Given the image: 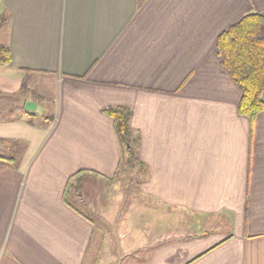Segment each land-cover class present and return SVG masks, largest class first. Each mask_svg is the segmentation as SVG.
Returning <instances> with one entry per match:
<instances>
[{"label": "crops", "instance_id": "1", "mask_svg": "<svg viewBox=\"0 0 264 264\" xmlns=\"http://www.w3.org/2000/svg\"><path fill=\"white\" fill-rule=\"evenodd\" d=\"M1 11L12 64L0 67V152L15 157L0 163V264L101 263L107 239L92 254L102 228L88 213L111 212L114 264H264V108L238 112L216 44L242 16L264 17V0H0ZM40 104L52 114L35 120ZM112 106L130 109L146 169L129 225L120 195L106 204L120 160ZM79 170L98 175L82 176L75 210L63 194ZM171 224L192 230L169 241Z\"/></svg>", "mask_w": 264, "mask_h": 264}, {"label": "trees", "instance_id": "2", "mask_svg": "<svg viewBox=\"0 0 264 264\" xmlns=\"http://www.w3.org/2000/svg\"><path fill=\"white\" fill-rule=\"evenodd\" d=\"M8 18L7 12H0V31L7 24ZM216 44L221 65L241 92L238 112L252 120L264 108V17L259 14L242 16L219 34ZM11 64L12 56L8 45L0 43V67ZM103 112L113 119L114 132L120 148V160L114 177L121 169L135 170L137 167V171L142 172L143 182L146 169L138 156L139 136L130 127V109L112 106L103 109ZM18 143L11 142L15 150L21 147ZM14 157V151L6 156L0 154V163L9 164L14 161ZM86 173L98 175L91 170H79L68 177L65 185L63 198L75 210L77 209L73 195H79L81 179Z\"/></svg>", "mask_w": 264, "mask_h": 264}, {"label": "rangeland", "instance_id": "3", "mask_svg": "<svg viewBox=\"0 0 264 264\" xmlns=\"http://www.w3.org/2000/svg\"><path fill=\"white\" fill-rule=\"evenodd\" d=\"M2 33L0 31V42L2 40ZM21 93V92H20ZM8 100V102H10L9 104H14L16 102V100L18 102L22 101V97L20 95H18L17 97H13L12 100L11 99H6L5 102ZM51 111H52V106L51 104H40L39 105V109L36 110L34 113L36 114V118L35 120H38L39 117H42L41 119H43V117L46 116H51ZM9 115L8 112H3L0 113V117H7ZM8 153V152H7ZM6 152H0L1 155L6 156L7 154ZM137 167L135 168V170H127L125 169H121L118 174L116 175V177H114L111 186H108V188H111L110 192H108L109 195H107L108 199L106 200V204L112 206L113 205V198L114 196H119L120 195V199L119 200V207L120 210H118V213L120 212L121 215L119 216V218L121 220H123L122 223L129 225L130 224V220L128 217V212L130 209V203H132L131 205L134 204V208L136 209V207L138 209H143V205L145 204V200L143 199V197L140 195V186H141V179L143 178L142 172L137 171ZM88 183V184H87ZM101 188V183L98 180H93L92 178L88 179L86 181V184L83 186V192L86 194L87 198L90 199L94 205H97L98 203V196H99V189ZM74 196V195H73ZM75 197V196H74ZM82 195L77 196V199H81ZM76 198V197H75ZM81 203V202H80ZM80 203L77 204V202L75 203V205L80 206ZM106 205V207H107ZM82 210H85V208H81ZM91 218L94 220L97 228L101 227L102 228V233L97 231L95 232V236H94V242L92 244L91 250H92V254H95V251L97 249V246L99 245L100 242V235L104 236L107 239V245L106 250H104L105 252H103L101 254L100 257V262H97L98 259L95 260V263L93 264H114V261L109 262L110 260L114 259V257L120 258V256H122L121 254L123 253V250H119L118 249V245H120L121 243H123V241H121L118 237L120 236V230L117 231V229L114 227V218L115 215L112 214V212L110 213L111 219L110 221L106 220L103 223H101V219L100 217H97L96 213H88ZM138 218H141V221H139V223L141 224H145V218L143 216V213H140V216H138ZM117 222V221H116ZM120 223V222H119ZM119 225V224H118ZM124 226V225H123ZM115 229V232H114ZM170 229L172 232H170V238H168L169 241H175L179 238H182L184 236L185 233H188L187 231H191V227L190 226H176L173 227L172 224L170 225ZM178 229V232H173L176 231ZM124 231V230H123ZM176 233L179 234V236L176 235ZM159 242H154L153 241V246L156 247ZM101 245V244H100ZM152 246V247H153ZM101 247V246H100ZM100 251V250H99ZM150 250H148L147 252H149ZM115 252L120 253V255H115ZM143 252V251H141ZM110 253V255H109ZM140 253V252H139ZM103 254L105 259L103 258ZM108 255V257H107ZM115 255V256H114ZM139 255V258L136 260L138 261V264H144L145 259L143 258L144 255ZM92 261V258L90 259ZM125 258H121V260L118 261L116 264H126L124 263ZM129 261V258L126 259V262Z\"/></svg>", "mask_w": 264, "mask_h": 264}, {"label": "water", "instance_id": "4", "mask_svg": "<svg viewBox=\"0 0 264 264\" xmlns=\"http://www.w3.org/2000/svg\"><path fill=\"white\" fill-rule=\"evenodd\" d=\"M37 105L34 101H27L25 102L24 108L26 111H34Z\"/></svg>", "mask_w": 264, "mask_h": 264}]
</instances>
